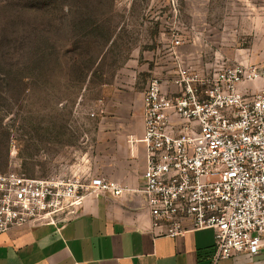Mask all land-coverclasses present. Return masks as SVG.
<instances>
[{
    "label": "rangeland",
    "instance_id": "rangeland-1",
    "mask_svg": "<svg viewBox=\"0 0 264 264\" xmlns=\"http://www.w3.org/2000/svg\"><path fill=\"white\" fill-rule=\"evenodd\" d=\"M39 1L0 0V173L114 182L103 136L124 111L117 96L136 102L127 91L136 71L142 101L145 74L131 61L163 57L175 39L204 44L209 74L220 64L255 69L244 85L264 93V0H42L43 16Z\"/></svg>",
    "mask_w": 264,
    "mask_h": 264
},
{
    "label": "built area",
    "instance_id": "built-area-1",
    "mask_svg": "<svg viewBox=\"0 0 264 264\" xmlns=\"http://www.w3.org/2000/svg\"><path fill=\"white\" fill-rule=\"evenodd\" d=\"M175 77L173 92L155 79L147 84L143 135L128 141L144 147L137 193L151 230L157 237H178L211 229L210 264L256 256L264 247V93L247 96L238 87L258 73L220 64L203 77L177 62ZM82 190L112 197L132 192L109 181L87 187L67 178L0 173V235L71 216Z\"/></svg>",
    "mask_w": 264,
    "mask_h": 264
},
{
    "label": "crops",
    "instance_id": "crops-1",
    "mask_svg": "<svg viewBox=\"0 0 264 264\" xmlns=\"http://www.w3.org/2000/svg\"><path fill=\"white\" fill-rule=\"evenodd\" d=\"M203 45L196 38L178 46L169 41L162 47L163 57L139 53L131 63L133 68L140 65L145 74L144 90L150 79H155L163 90L173 92L170 81L177 62L209 75L213 66L209 64L211 56L200 53ZM138 72H133L127 88L128 93L138 92L136 102L117 96L121 99L115 105L124 111L108 120L110 132L103 136L113 151L114 182L132 192H124L120 197L86 193L74 213L54 225L15 229L0 235V264H210L214 244L211 229L188 231L178 237H157L137 193L142 187L144 147L140 143L130 145L128 141L139 140L144 130L141 91L136 86ZM238 88L244 95L254 94L250 85ZM216 264H264V247L256 256L240 254Z\"/></svg>",
    "mask_w": 264,
    "mask_h": 264
},
{
    "label": "trees",
    "instance_id": "trees-1",
    "mask_svg": "<svg viewBox=\"0 0 264 264\" xmlns=\"http://www.w3.org/2000/svg\"><path fill=\"white\" fill-rule=\"evenodd\" d=\"M39 2H42V3H40L39 5H37L36 11H38V13L40 14V16H43V12H44V10H45V8L47 7L48 4H44L42 0H40ZM112 44H113L112 36L111 37L110 36L107 37L106 40H105V53L109 51V49L111 48ZM101 55H99V61L97 63V66L101 62V59H102L101 58Z\"/></svg>",
    "mask_w": 264,
    "mask_h": 264
}]
</instances>
